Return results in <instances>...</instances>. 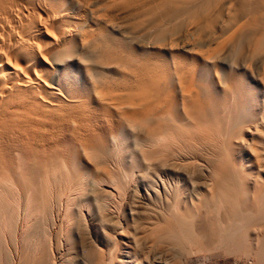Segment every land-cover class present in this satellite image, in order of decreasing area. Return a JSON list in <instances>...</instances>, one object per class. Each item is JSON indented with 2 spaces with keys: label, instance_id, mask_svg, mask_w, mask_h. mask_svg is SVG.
I'll return each instance as SVG.
<instances>
[{
  "label": "bare ground",
  "instance_id": "6f19581e",
  "mask_svg": "<svg viewBox=\"0 0 264 264\" xmlns=\"http://www.w3.org/2000/svg\"><path fill=\"white\" fill-rule=\"evenodd\" d=\"M262 44L264 0H0V236L17 240L5 250L0 237V264H49V221L79 264H134L99 246L112 216L182 247L219 237L201 206L220 223L246 217L263 199L250 147L264 101L237 75Z\"/></svg>",
  "mask_w": 264,
  "mask_h": 264
},
{
  "label": "rangeland",
  "instance_id": "374dc122",
  "mask_svg": "<svg viewBox=\"0 0 264 264\" xmlns=\"http://www.w3.org/2000/svg\"><path fill=\"white\" fill-rule=\"evenodd\" d=\"M262 45H261V47H263V48L259 47L262 50L258 49L261 52H259V51L256 52V54L257 53L258 54L260 53V54L259 55L253 54V56H251V59H252L251 63H253V64L250 63V66H251L250 70L252 72L247 71L248 72L247 73L245 71L244 72L239 71V74L237 76H239L240 78L242 77L240 80V83L243 84L244 86L245 85L250 86L251 83H252V86L254 88H255V86L256 87L258 86L257 87L258 89L255 88V91H256L255 95L257 97H259V100L264 101V99H263L264 98V83H262V80L264 81V79H262L264 77V53H263L264 44H262ZM261 56H263V57H261ZM240 73H242V74L240 75ZM253 73L257 74V75L254 76ZM243 74H244V76H242ZM249 74H251L253 76H250ZM258 74H259V77H257ZM245 76H247V77L245 78ZM243 78L246 80V82ZM254 82L258 85H256ZM260 84H261V86H260ZM260 87H263V89L261 90ZM261 91H263V92H261ZM245 120H248V119H245ZM246 123H248V121ZM243 127H247V126L245 125ZM253 128H251V129H252V132L254 133L253 130H255L256 127L253 126ZM257 133H258V135H260V137H261L260 139L263 141L251 143L250 140H248V142H249V144L250 143L252 144L250 148L254 149V153H257L256 155L260 160L259 164H261V166H262L261 168H264V161H262L260 158V154L262 153L263 148H264V138H263L264 137V128ZM248 137L251 138L252 136L248 135ZM248 142H245L246 147L248 145ZM260 145H261V147H260ZM143 147L145 148V150H148V147H146L144 145H143ZM237 151H238V149H237ZM254 153L252 154V156L248 155L250 160L252 159L253 162H254V156H255ZM259 164H256L253 168V172L256 175H258V173H257L258 171L255 172L257 170L256 167H258ZM121 170H122V168H121ZM199 170L200 169H197V168H195V169L190 168V167L188 168L187 166L186 167L185 166L180 167V172L183 174L184 177H186L189 181L195 180L197 183L200 184L201 182H204L203 180L205 179V176H203L202 173H200L201 171H199ZM147 171H148V173L150 172L149 174L148 173L147 174L152 176L150 169ZM191 171H192V173H191ZM158 175L161 178L164 177L163 179H167V176H168L167 174H165L163 172L158 173ZM258 176L260 177V173ZM153 178H155V180L158 179L157 175H156V177H155V175H153ZM261 178L264 179V176H261ZM159 182L160 181L158 179L156 181V183H157V185H159V186H157L158 190H159V195H158V199H157V203H156L157 207L155 206V208L158 212L162 213L165 210L164 205H166L167 203H166V199H165L166 196L161 194V187H160L161 184ZM262 191H264V190H262ZM262 194H263V196H261V197H263V199L261 198L262 199L261 201L256 202L257 206L254 210H252L254 212L252 213V211H251L249 214L246 215V217L240 216V219L237 217L238 215L236 216L238 219H236L235 216H233L231 219V215H229L227 217V214H226L227 209L225 206H222L221 212L223 215L225 213L226 215H224V216L227 217V218H225V220H227V221L226 222H225V220L223 221L225 223H223V222L220 223V222L216 221L217 219H214V218H217V217H215V214H216L215 209L213 210L207 206H201L198 210V218L200 220L202 219V221H204V223L207 225V227L210 226V224H211V225H213L211 227L215 228L216 231H219L221 229L219 232V237L217 234L218 238L215 236L211 241H209V243L206 245V247L202 246L201 243L198 242V241H200L199 237L192 240L193 242L192 241L184 242L183 247L179 244L177 246V244H173L170 241H168L167 239H164L165 238L164 236L160 237V238H155L153 236V234L151 233V230H150V232L148 231V229H150V228L146 227L147 223L130 222L129 225L127 226V225H125V223L122 219H119L118 217H113V216H112V219H110V222L116 226V229H114L113 231L111 229H105L106 232L104 231L105 232L104 234H106L107 236L104 235L106 237H105V240H104L102 245H100L99 243L98 244H99V246L102 247V249L106 253L105 255L107 257L109 256V254L119 256L122 254V252H126V251L129 252V255H132V259H134L133 260L134 264H136V263L137 264H264V255L261 257L258 255H255L256 253H255L254 248H253L256 246H260V247L262 245L264 246V201H263L264 200V192H261V195ZM140 197H141V195H140ZM10 199H11V197H10ZM162 199H164V202ZM127 202H128V199L125 203H127ZM144 206L145 205H143V203H139L137 206H135V208L137 209L138 212L140 211L142 213L143 211H147L149 209V207H146V206L144 207ZM211 210H213V211H211ZM257 210L259 213L257 212ZM49 220H50V218H49ZM213 220H215V222ZM218 223H220V224H218ZM49 224H50V221H49ZM49 224H48V226L46 225L45 228L43 227V229H45V230L41 229V227L39 228L38 226H36L37 224L34 223V221H33L34 226L33 225H32L33 227L31 226V229L33 228L34 231L36 230V228L44 231L47 239L41 237V240H43V243H44V240H47L44 243L46 246H48L49 244H50L49 246H51V245H53V246L56 245L57 247L59 246L58 249H59L60 253H57L54 255L53 252L51 251L52 249L50 250V254H49L50 256H49V259L47 260V263L53 264L54 261L56 264H63V263L64 264H76V263H78L77 259L82 258L81 256H83L81 254V252L76 251V249H74V248L72 249V247L69 248L68 243L62 242V241H64V239L62 238V236L60 234L58 235L59 237H57L55 239L52 238L49 235V231H48L49 227L51 228V226ZM142 224H146V225H142ZM228 225H230V227H233L234 231H236V236H235L236 239H234V240L231 237L228 238L225 235V233H227V231H228ZM35 226H36V228H35ZM13 229H14V227H13ZM38 229L35 232L33 230L32 231L34 233H36V232L38 233L39 232ZM224 229H227V230L225 231ZM43 231L39 232V235ZM220 234H222V236ZM36 235H38V234H36ZM41 235H43V234H41ZM224 236H226V237H224ZM257 236H259V237H257ZM1 238H2V240H1ZM1 238H0L1 242L2 241L6 242V240H7L5 245H2V247L5 250H7L9 247H10L9 249H12L11 247L14 248V246L17 243V240L13 237L12 233L10 234V236L8 235L5 238L4 237H1ZM55 240L57 243H59L58 245L56 244ZM91 240H94V238H92ZM54 242H55V244H54ZM30 243H31V240H30ZM2 244H4V243L2 242ZM32 244L33 243H31L30 246L27 245L30 250L33 248L34 244L33 245ZM199 245H201V246H199ZM76 252H77V254H76ZM61 255H63V256H61ZM69 255H71V256H69ZM69 257H71V258H69ZM73 258H75V259H73ZM58 262H60V263H58Z\"/></svg>",
  "mask_w": 264,
  "mask_h": 264
}]
</instances>
